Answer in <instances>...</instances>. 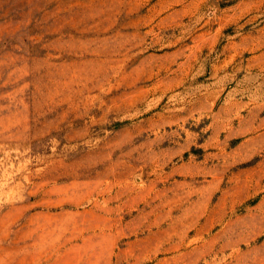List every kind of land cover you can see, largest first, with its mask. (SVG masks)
<instances>
[{"label":"rangeland","instance_id":"374dc122","mask_svg":"<svg viewBox=\"0 0 264 264\" xmlns=\"http://www.w3.org/2000/svg\"><path fill=\"white\" fill-rule=\"evenodd\" d=\"M0 264H264V0H0Z\"/></svg>","mask_w":264,"mask_h":264}]
</instances>
